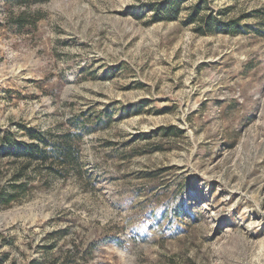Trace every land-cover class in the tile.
I'll list each match as a JSON object with an SVG mask.
<instances>
[{
    "label": "rangeland",
    "instance_id": "1",
    "mask_svg": "<svg viewBox=\"0 0 264 264\" xmlns=\"http://www.w3.org/2000/svg\"><path fill=\"white\" fill-rule=\"evenodd\" d=\"M167 1L0 0V264H264V0Z\"/></svg>",
    "mask_w": 264,
    "mask_h": 264
},
{
    "label": "trees",
    "instance_id": "2",
    "mask_svg": "<svg viewBox=\"0 0 264 264\" xmlns=\"http://www.w3.org/2000/svg\"><path fill=\"white\" fill-rule=\"evenodd\" d=\"M238 1V0H233ZM180 0H168L165 4L159 5L154 8V15L152 17L153 22L157 21H172L175 19L178 10H179ZM202 10V5H198L192 8V12L188 17V22H192L196 25V31L199 33H222L229 35H237L241 32L242 28L239 26L237 21H218L210 15L201 16L200 12ZM264 18V14H262ZM18 23L22 21L21 17L17 19ZM264 25V22H263ZM172 128H162L160 131L163 132V135H168L171 132ZM41 146L39 144H29L24 150V155L27 162H36L45 163L47 156L52 153V157L55 159V162L58 161L61 165H73L77 163L75 156L72 153L70 145L66 143L64 139L61 142L56 143V145H49L46 141H41ZM50 147V151L46 149ZM46 151V152H45ZM74 158V159H73ZM49 171L52 170V166L47 165ZM19 181V180H17ZM14 179L9 184L8 193L0 192V204L8 205L12 201H15L24 191L25 185L22 183H17Z\"/></svg>",
    "mask_w": 264,
    "mask_h": 264
}]
</instances>
